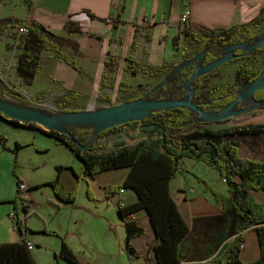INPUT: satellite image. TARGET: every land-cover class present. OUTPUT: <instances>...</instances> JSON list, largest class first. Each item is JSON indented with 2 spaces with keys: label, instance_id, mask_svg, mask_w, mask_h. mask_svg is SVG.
I'll return each instance as SVG.
<instances>
[{
  "label": "trees",
  "instance_id": "16d2710c",
  "mask_svg": "<svg viewBox=\"0 0 264 264\" xmlns=\"http://www.w3.org/2000/svg\"><path fill=\"white\" fill-rule=\"evenodd\" d=\"M15 25L24 26L26 34H22L23 51L19 54L17 69L26 82L33 79L34 75L41 69V51L43 49L52 50L56 57L71 66L81 76L91 78L86 69L80 66L75 58L64 48L71 46L74 49V42L70 38H65L53 33L51 35L41 31L43 27L39 22L31 21L26 23L14 17L7 16L0 21V30ZM67 30L78 32L79 28L67 26ZM264 32V5L258 14L247 22L236 23L229 28L212 31H192L190 27L185 28L183 33L184 49L194 47L195 53H205L206 63L219 58L222 49L226 44L251 40L253 42ZM178 39V38H177ZM177 39L176 43H177ZM134 46V45H133ZM135 47V46H134ZM237 58L232 61L247 59H263V65L255 69L252 63L241 62L234 71L233 81L229 84L208 85L203 81L209 76H213L215 70L198 77L193 81L196 93L193 97L195 103L204 109L203 104L209 102L210 106L218 109L228 105L234 97L236 90L240 86L246 85L254 80L264 70V45L251 53L242 49L236 50ZM193 57L186 55L179 64ZM231 61V62H232ZM105 66L114 68L112 61H105ZM178 65V64H177ZM173 69L161 64L157 67H149L127 58L123 69L133 75L138 73L147 74L150 77H161L165 79L171 74ZM193 66L184 67L173 77L164 87L158 90L159 94L151 95L150 99H182L185 92L179 87L187 80L192 73ZM179 81H176V79ZM164 80V79H163ZM101 86L106 85L101 80ZM119 90L130 91L132 94L125 102L142 97L133 85L118 86ZM0 95H7L13 99L28 103L29 99L24 97L16 89L9 87L0 78ZM85 92L65 89L64 96L57 101V110L49 111L50 114H58L64 111H78L75 108L77 100L87 98ZM254 100L260 102L259 108H264V86L254 93ZM196 115L187 108H173L169 110H157L151 112L142 120L128 122L122 125H129L131 128L140 125H157L152 131L147 132V138L138 141L134 145H121L112 148H102L96 144L99 138H103L122 125L113 126L99 132L92 144L86 149H80L75 143L68 140V137L52 129L44 130L47 135L53 136L59 143L79 158L85 168V173L94 177L98 172L117 169L129 166V172L124 180L117 185L107 188L109 193H117L122 188H130L138 198L136 203L126 206H118L117 213L123 221L126 234L125 245L130 256L134 254L130 240L145 234L144 227L130 215L140 208H144L149 216V222L154 231V239L147 247L146 254L153 251L156 264H175L183 259L191 260V229L185 223V219L178 210L177 202L172 195L171 180L180 173L190 172L198 182L204 185V191L208 192L213 201L221 204V213L212 216L208 223L210 233L208 236L199 237L197 245V255L199 258H206L218 264H242L240 254L244 244V232L253 228L257 234V241L260 254L257 260L250 264H264V202H258L251 191L264 190V162L255 159L241 157L238 153V142L233 136L240 134H258L264 130V123H247L236 125L230 128L211 129L196 120ZM5 120L0 114V121ZM14 125H22L27 128H34V123H19L18 120L7 121ZM189 130L179 138L169 137L167 132L181 131L189 126ZM76 140L83 142L89 139L93 131V126H66ZM159 133L154 137L153 134ZM6 136L0 134V144L5 147ZM20 145L16 144V149ZM184 158L201 161L217 171L218 177L224 179L225 190L216 188V184L209 183L205 178L196 176L193 171L184 167ZM17 165L13 168V174L17 178V196L20 198L18 184L20 178L15 172ZM58 170L62 166L57 167ZM50 184L54 194L61 200L72 202L75 200L76 189L67 192L61 186L58 176ZM87 195L92 197V193L87 187ZM16 200V199H15ZM18 229V237L15 241L0 243V264H34V259L27 248V242L22 235L19 222L15 221ZM60 259L71 264H81L73 252L69 249L65 241H62L61 248L57 254ZM193 258V256H192Z\"/></svg>",
  "mask_w": 264,
  "mask_h": 264
},
{
  "label": "crops",
  "instance_id": "0c3cea01",
  "mask_svg": "<svg viewBox=\"0 0 264 264\" xmlns=\"http://www.w3.org/2000/svg\"><path fill=\"white\" fill-rule=\"evenodd\" d=\"M263 5L264 0H0V21L7 16L24 20L26 23L36 21L56 35L70 38L75 44L74 49L71 46H66L64 49L92 77L81 76L70 65L55 58L53 51L52 57H49L46 62L43 63L41 58V69L36 75L43 78V88L61 85L65 89L85 92L88 95L96 86H101V80L105 81L116 72L129 73L123 69L127 58L131 57L134 61L149 67L164 64L171 68L179 64L186 55L194 54V47L182 49L175 40L180 32L179 17L185 7L190 9L188 27L192 31L217 32L236 23L247 22L258 14ZM69 23L74 29L79 28L78 32L67 30ZM107 60L114 64L112 70L105 66L104 62ZM233 62L235 61L229 63ZM239 65L240 63L235 66V69ZM137 75L147 74L138 73L133 76ZM207 84L210 85V83ZM258 110L252 114L248 112L239 114L226 121L209 122L206 126L218 129L242 126L247 123H264L262 120L264 108ZM14 126L27 128L22 125ZM29 129L43 134L46 130L38 125ZM50 137L55 145L68 149L53 136ZM110 137L112 139L115 137V141L117 140L112 147L132 146L146 139L147 134L140 131L139 127L131 128L129 125H122L110 132ZM104 138H99L98 141ZM233 138L239 143L238 153L241 157L264 162V130L258 134H237ZM70 156L72 158L70 163L59 162L56 166H62L58 172V178L63 189L67 192L76 189L75 200L63 201L54 194L48 184L54 178H48L45 183L52 190L50 198L53 199L57 214L60 215L55 228L49 232L57 238V243H53L52 248L49 246L42 248L50 250L52 256V259L45 264H71L57 257L63 240L81 264H156L153 251L146 254L147 247L153 241L155 234L144 208L138 209L130 216L144 227L145 234L130 240L135 249L132 256L126 251V229L117 209L119 205L136 203L138 198L135 192L130 188H122L117 193L107 191L111 185L115 186L124 180L130 167L112 168L90 177L85 173L82 161L73 152ZM190 160L194 165L201 162ZM15 164L17 165L16 160L10 158V164L6 169L11 171ZM184 167L193 171L191 165H184ZM18 177L20 178L19 175ZM180 177L182 180L175 181L174 188L171 190L185 222L189 216L209 218L221 213V204L213 201L211 195L204 191V185L201 182L197 180L202 186L195 188V184L184 175ZM199 177L216 184V188L220 190L226 188L223 179L218 177V173L215 174L217 178ZM20 180L25 188L20 195L26 202V209L21 207L26 216L33 200L27 188L34 186L32 188L38 190L41 184L39 181L32 180L31 185H27L22 178ZM87 187L92 197L87 195ZM11 190L8 184V198L0 195V202L6 199L10 202L9 200L13 199ZM251 192L258 202H264V190ZM17 193L16 186L15 199ZM25 216L23 219L17 216V219L21 225L26 226ZM28 230L27 226L24 232L21 229L22 235L26 242L33 245L28 250L34 259V264H41L43 263L41 256L45 253L43 251L34 253L35 243L27 236ZM16 233L17 236L8 241H15L18 237V232ZM257 238L253 228L244 232L243 250L240 254L242 264L253 263L259 257L260 248ZM210 263L214 262L206 258H197L192 261L183 259L175 264Z\"/></svg>",
  "mask_w": 264,
  "mask_h": 264
},
{
  "label": "rangeland",
  "instance_id": "374dc122",
  "mask_svg": "<svg viewBox=\"0 0 264 264\" xmlns=\"http://www.w3.org/2000/svg\"><path fill=\"white\" fill-rule=\"evenodd\" d=\"M21 28H23L21 25H15L0 30V78L8 84L9 87L16 89V91L28 98L29 102L23 103L7 95H0V98L7 100L9 103L22 105L26 108L38 109L45 113L51 110H57V101L64 96L65 88L63 86L56 85L54 87L43 88V78L39 77V75H36L34 80L32 79L26 82L18 72L17 65L19 62V54L23 51V42L21 38L22 34H26L27 32V30L23 31ZM51 55L52 50L43 49L41 51L43 63L46 62L49 57H52ZM54 56L57 58L56 55ZM246 61L252 63L255 69H259L263 65L262 58L253 59L252 62L250 59ZM246 61L242 59L233 63L220 65L215 69L214 75L209 76L203 82H206L205 84L210 83L211 85L229 84L233 81L235 66L241 62L245 63ZM174 66L175 65H173L171 69H173ZM163 79H165L164 76H133L129 73L116 72L114 76L111 75L105 79L106 85L104 87L96 86L94 90L88 94L87 98L77 100L74 106L78 109H91L104 108L114 104L119 105L124 103L132 94L130 91L119 90L118 86L120 83L128 86L133 85L136 87L137 92L144 94L160 84ZM179 79L180 78L176 79V81H179ZM155 94H159L158 91L153 92L151 95ZM258 109L259 108L252 109L248 114L255 113L259 111ZM262 120H264V117ZM189 128L190 125L179 132L169 131L167 135L169 137L179 138L181 135L185 134ZM0 134L6 136L5 147L0 144V195L4 196V198H8L9 184L12 189L11 194L14 196L12 200H9L10 202H7V199L6 201L3 200V202H0V241L5 243L10 242L8 241L10 238H15L17 236V225L14 224L15 220L9 217V213H17L19 219H23L25 216L21 208L20 198H16L15 200L17 179L12 173L14 167L11 171L6 169L7 165L10 164L11 158V160H16V172L20 178L26 181L27 185H31L32 180L39 181L41 184L38 190L33 189L32 187L34 186L27 188V192L31 194L33 200L26 213L25 220L27 229H29L27 231V236L32 238L35 243L33 248L34 253L43 251L45 254L41 256V262H43L41 264H45L52 259V256L50 255V250H44L42 248L43 246L52 248L53 243H57V238L50 235L49 232L55 228L58 217L60 216L57 214V208L53 204V199L50 198L52 190L50 186L45 183L48 178L55 179L56 176H58L59 170L56 164L59 162L70 163V161H72L70 156L71 152L65 147L55 145L51 137L45 133L37 132V130L34 129L16 127L3 119L0 121ZM158 135L159 133L153 134L154 137ZM114 138L112 139L109 133L104 139L97 140L96 144H100L102 148H112L117 141H115ZM87 141L88 139H83L84 143ZM17 143L20 145L18 149H16ZM198 163L199 164L194 165L193 161L189 158H184L183 161V165L192 166L193 173H195L196 176H203L208 179L215 177V174H217L216 170L209 167L208 164L204 162ZM180 175H184L189 181L195 184V188L196 186L199 188V185H201L197 182V179L192 176V173L186 171L172 178V188H174L175 181L178 182L182 180ZM14 203L16 204L15 207ZM210 218L211 217L189 216V219L185 222L191 229L190 247L192 252L190 261L199 258L197 255L198 240L200 236L209 235L210 228L209 226L207 227L206 223H208ZM26 226L25 224L21 225L22 232L25 231Z\"/></svg>",
  "mask_w": 264,
  "mask_h": 264
},
{
  "label": "water",
  "instance_id": "95a60500",
  "mask_svg": "<svg viewBox=\"0 0 264 264\" xmlns=\"http://www.w3.org/2000/svg\"><path fill=\"white\" fill-rule=\"evenodd\" d=\"M41 31L49 35L53 32L42 27ZM264 45V32L258 36L253 42L251 40L241 41L237 43L226 44L220 49L222 55L216 60L207 63L206 65L195 64L189 78L183 82L179 87L183 89L186 94L182 99H159L148 98L158 88L167 84L175 75L179 73L184 67L204 57L205 53L201 52L195 54L190 59L178 64L171 74L164 79L160 84L153 87L149 92L142 97L129 100L119 105H111L104 108L82 109L78 111H64L58 114L45 113L34 108H26L22 105H17L7 102V100L0 98V114L6 121L18 120L19 123H34L44 129H52L53 131L62 133L68 137V140L75 143L80 149L86 150L97 137L98 133L112 128L113 126L122 125L128 122L139 121L144 117H148L151 112L157 110H169L173 108H187L192 110L196 115V120L202 123H213L223 120L231 119L239 114L246 113L252 109L259 108L260 102L254 101V93L264 86V70L254 80L248 82L244 86H240L236 90V97L224 107L210 112L199 107L193 100L196 93L195 87L192 83L198 77L217 69L220 65L229 63L237 58L236 50L243 49L247 53L260 48ZM254 101V102H253ZM245 108H237L240 104H248ZM66 126H93V131L86 143L76 140ZM157 125L143 124L139 126L140 131H152Z\"/></svg>",
  "mask_w": 264,
  "mask_h": 264
},
{
  "label": "built area",
  "instance_id": "2783aa9c",
  "mask_svg": "<svg viewBox=\"0 0 264 264\" xmlns=\"http://www.w3.org/2000/svg\"><path fill=\"white\" fill-rule=\"evenodd\" d=\"M190 17V9L188 7H185L183 12L180 14L179 17V24H180V32L178 33V39H177V44L183 49L184 47V40H183V33L185 28L187 27L188 24V18ZM23 28H21L23 31H26L25 27L22 26ZM180 48V49H181ZM224 181V179H223ZM18 188L20 189V192L22 193V191L25 190L23 183L18 184ZM20 193V194H21ZM25 199L22 197V195H20V202H21V206L23 208L26 209V202L24 201ZM9 217L17 222H19V220L17 219V213H13L10 212L9 213ZM133 218V216H131ZM20 224V222H19ZM21 225V224H20ZM31 247H33V245L30 242H27V248L30 249ZM241 247H243V245H241Z\"/></svg>",
  "mask_w": 264,
  "mask_h": 264
},
{
  "label": "flooded vegetation",
  "instance_id": "af4514ba",
  "mask_svg": "<svg viewBox=\"0 0 264 264\" xmlns=\"http://www.w3.org/2000/svg\"><path fill=\"white\" fill-rule=\"evenodd\" d=\"M243 50V49H242ZM197 55V54H199V53H194L193 54V56L194 55ZM231 62V61H230ZM200 64L201 66L202 65H206L207 63H206V57H205V55H204V57H201V58H199L197 61H195V62H193L192 64H190V66H194L195 64ZM189 66V65H188ZM166 86V85H165ZM164 87V85L162 86V87H160V88H158L155 92H157L158 90H160V89H162ZM181 90H183V89H181ZM184 91V90H183ZM185 92V91H184ZM185 94H186V92H185ZM149 97H151V95L149 96ZM148 97V98H149ZM254 101H256V100H254ZM253 101V102H254ZM253 102H251V103H248V104H240L237 108H245L247 105H250V104H252ZM203 106H204V108H205V110H208V111H210V112H213V111H216V110H218V107H212V106H210V104H209V102H206V104H203ZM249 112V111H248Z\"/></svg>",
  "mask_w": 264,
  "mask_h": 264
}]
</instances>
